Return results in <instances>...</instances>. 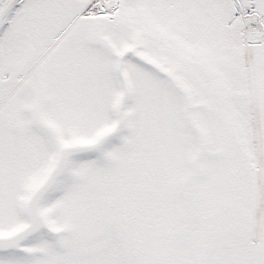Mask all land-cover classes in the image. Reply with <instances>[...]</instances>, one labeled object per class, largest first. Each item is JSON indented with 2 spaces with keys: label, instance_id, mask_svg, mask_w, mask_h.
<instances>
[{
  "label": "snow or ice",
  "instance_id": "obj_1",
  "mask_svg": "<svg viewBox=\"0 0 264 264\" xmlns=\"http://www.w3.org/2000/svg\"><path fill=\"white\" fill-rule=\"evenodd\" d=\"M0 264H264V0H0Z\"/></svg>",
  "mask_w": 264,
  "mask_h": 264
}]
</instances>
